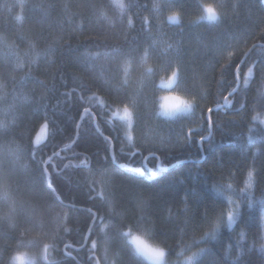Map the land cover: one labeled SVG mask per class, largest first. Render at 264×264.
Returning a JSON list of instances; mask_svg holds the SVG:
<instances>
[{"label": "trees", "instance_id": "trees-1", "mask_svg": "<svg viewBox=\"0 0 264 264\" xmlns=\"http://www.w3.org/2000/svg\"><path fill=\"white\" fill-rule=\"evenodd\" d=\"M124 2L0 0V180L18 203L0 264L24 227L55 236L59 264H143L129 226L168 264H264V0H214L215 21L197 19L207 0ZM173 72L195 106L170 120L157 111Z\"/></svg>", "mask_w": 264, "mask_h": 264}, {"label": "clouds", "instance_id": "clouds-1", "mask_svg": "<svg viewBox=\"0 0 264 264\" xmlns=\"http://www.w3.org/2000/svg\"><path fill=\"white\" fill-rule=\"evenodd\" d=\"M112 6L117 10L119 15H123L126 11L124 0H111ZM221 10L214 0H207L203 5V14L198 20L207 19L209 21L218 20L221 16ZM101 16L107 22L112 23V18L106 12H102ZM175 14H173V17ZM145 70L152 71L151 66L145 61ZM125 72L130 70V65L125 62L123 65ZM163 88L174 87V84L164 79L161 81ZM174 103L165 104L162 110L157 111V115L165 119H176L181 115H188L195 106V100L176 92ZM254 119H260L264 122V117L256 116ZM131 143V139H129ZM18 210L17 199L13 193L12 187L6 181L0 180V218H6L10 221V227L16 229V213ZM111 211V209H110ZM62 213L57 212L54 219L60 220ZM109 225L105 224L101 231H106ZM59 230L57 226L56 231ZM68 229L65 227L64 229ZM123 236L131 251L143 264H168L167 249L158 241L153 239L150 230L135 229L129 226L124 230ZM19 241L13 247L7 257V264H59L55 257V236L44 231H37L29 227L19 230ZM37 241H41L40 247L36 249L34 246ZM180 264H197L199 253L192 251L190 253H181Z\"/></svg>", "mask_w": 264, "mask_h": 264}, {"label": "rangeland", "instance_id": "rangeland-1", "mask_svg": "<svg viewBox=\"0 0 264 264\" xmlns=\"http://www.w3.org/2000/svg\"><path fill=\"white\" fill-rule=\"evenodd\" d=\"M178 18L179 17L177 15H175V17H173V15L171 16V20L173 19V21H177ZM203 20L209 21L207 19H203ZM177 75H178L177 72H173L171 75L168 76L167 80L171 81L172 83H175V82H177V79H178ZM173 88L174 87L167 88L169 91L161 93V95H160V110L163 109L165 104H171V103L175 102L174 96H175L176 91H174V90L170 91ZM132 107H133L132 105H130V106L127 105V106H124V107L118 109L115 112V116L117 118H120L121 120L126 122V125H127L126 126V129H127L126 137L128 139L133 137L132 129H133L134 120H133V108ZM44 129H47L46 123L41 124L38 127V129L36 130V132L34 133L33 141H34L35 146H38L41 142H43L45 140L47 134H46V131H44ZM229 220H230V222H232V216L229 217Z\"/></svg>", "mask_w": 264, "mask_h": 264}]
</instances>
